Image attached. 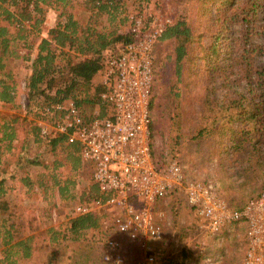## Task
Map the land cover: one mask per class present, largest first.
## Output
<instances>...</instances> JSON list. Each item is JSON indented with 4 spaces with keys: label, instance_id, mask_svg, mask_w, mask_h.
<instances>
[{
    "label": "trees",
    "instance_id": "1",
    "mask_svg": "<svg viewBox=\"0 0 264 264\" xmlns=\"http://www.w3.org/2000/svg\"><path fill=\"white\" fill-rule=\"evenodd\" d=\"M129 1L81 0L80 5L91 12L89 20L81 22L75 16L76 7L79 5L75 0H0V101L6 104L15 102L17 83L12 69L9 68V61L22 58L29 62L26 84L31 100L43 97L46 106L75 101L82 107L84 114H89L101 104L99 95L105 90L101 73L106 64L119 56L125 45L135 40L132 31L123 32L116 26L113 29L105 26L99 28L100 19L107 18L109 22H115L119 11L125 10ZM193 1V7L187 17L175 19L155 45L152 117L156 87L165 71H168L167 95L168 99H171L170 103L179 98V85L182 84L188 96L186 100L193 103L189 107L196 105L197 102L193 100L197 95L201 97L194 88H199L202 91V100L209 103L216 80L222 78V84L231 96L227 93L226 98L229 100L226 104L223 99L216 102L222 109L231 111L234 115L215 117L214 123L216 125L222 119H241L244 123L242 139L239 138L232 144L233 151L237 154L239 148L246 143L258 142L257 136L264 132V65L256 61L258 57H264V21L261 22L259 18L261 11H264V0ZM52 10L58 14L57 22L38 42H33L32 37H40L43 34L47 13ZM25 23H29V27L24 25ZM257 37L263 39V42H256ZM18 42L23 43L27 50H34L35 55L32 57L19 54L16 47ZM238 43V55L234 57L231 51ZM166 48L169 49V54L162 58ZM159 62L162 66H159ZM236 68H240L239 74ZM236 76H240L238 80H234L237 79ZM106 109L107 105H104L103 114ZM19 120L18 116L9 120L0 114V237L5 246L0 264H53L59 255L58 249L49 254L47 261L38 262L39 239L28 221L25 220L19 225L17 222L10 223L14 218L20 219V211L18 203L7 197L9 188L6 184L10 178L14 179L15 175L9 176L4 167L8 158L3 160V155H18L12 152L17 148L15 143L20 139V130L17 127ZM172 120V109L169 108V123L165 124L169 142L168 154H155L156 164L160 168L170 165L178 158L181 138L174 136L171 131ZM29 126L24 132L21 150L25 151L33 139L35 143H43L51 148L55 155H62L63 161L58 159L53 162L50 178L62 196L71 195L77 187L80 170L88 169L92 176V168L85 164L80 156L81 146L68 145L66 137L62 135L43 141L39 126L34 123ZM154 127L153 122L152 132ZM206 132L207 129L202 128L199 137L206 136ZM244 161L245 158L238 160ZM17 162L20 165L26 161L24 157H18ZM178 163L184 166L182 159H179ZM67 164L71 166V173L63 177L59 171ZM184 168L186 180L190 181L187 169L185 166ZM22 183L28 187L26 195H30L34 182L28 176ZM40 183L41 186L45 185L44 180ZM84 195L87 200L81 196L80 203L106 198L95 184L92 185L90 194ZM182 195L184 194L181 191L175 190L167 199L179 200ZM253 197L243 205L231 207L242 210ZM72 198L75 199V195H72ZM176 205L178 207L175 201L174 206ZM190 210L193 212L191 208ZM102 217L96 213L74 216L67 221L65 230L49 228L47 234L50 239L46 237L44 240L49 239L51 244L57 246L60 240L79 241L90 231L103 230ZM173 226L174 229L179 227L177 222ZM183 249L186 259L189 253Z\"/></svg>",
    "mask_w": 264,
    "mask_h": 264
},
{
    "label": "rangeland",
    "instance_id": "2",
    "mask_svg": "<svg viewBox=\"0 0 264 264\" xmlns=\"http://www.w3.org/2000/svg\"><path fill=\"white\" fill-rule=\"evenodd\" d=\"M75 1L79 3L75 10L76 18L81 22H86L89 20L91 12L86 10L85 6L80 5L81 0ZM193 4V0H130L125 10L119 11L115 22L101 18L99 28L105 26L113 29L116 26L121 31L126 32L131 30L135 21H141L143 26H148L153 20L156 24H164L168 19L171 21V25L175 19L187 17ZM57 16V12L53 10L47 13L44 32L40 37H32L33 42H38L42 36L46 35L48 29L57 22ZM259 18L261 22L264 21V11H261ZM123 20H125L124 23ZM24 25L29 27L30 24L25 23ZM237 30L239 32V28ZM255 41L263 42V39L257 37ZM239 45V43L235 44L234 50L231 51L234 57L238 55ZM16 47L19 54L23 56L33 57L35 55V51L27 50L23 43L18 42ZM167 54H169L168 48L162 53V58H165ZM256 61L258 64L264 65V57H258ZM159 66H162L160 62ZM9 68L12 69L17 83L15 102L6 104L0 101V114L9 120L14 116L20 118L17 124L20 130V139L19 142L15 143L17 148L12 152V154L18 155L14 157H11L9 153L3 155V160L8 158L4 167L9 176L15 175V178H10L6 184L9 188L7 197L12 202L18 203L20 211V219L14 218L10 223L17 222L19 225L25 220L28 221L29 226L39 239L37 245L38 262L47 261L49 254L58 249L59 255L53 264H90L99 254V247L94 241L98 235L94 231H90L84 239L79 241L60 240L58 246L49 242L50 236L47 231L49 228L66 229L67 221L75 216L74 208L79 203L81 196L85 197L84 194L88 195L91 192L94 184L91 172L88 169L80 170L76 189L72 191L71 195L62 196L58 187L53 186L50 176L53 171V162L58 159L63 161V156L55 155L51 148L43 143L37 144L33 139L25 151L21 150L25 130L29 129L30 124H37L41 116L38 108L42 107L41 103L44 104V98L30 99L26 84L29 72L27 60L22 58L10 60ZM236 72L239 74L240 68H236ZM239 77L236 76L237 79L234 80H238ZM222 82V78L216 80L214 89L212 88L213 91H211L213 98L211 97L209 103L202 100V91L199 88H194L193 90H196V93L200 94L201 97L197 95L193 100L197 102L196 105L189 107L191 102L186 100L188 96L185 94L182 84L179 85L181 88L179 98L170 103L171 99H168L167 95V91H169L168 71L161 75V80L155 91L153 108L154 153L158 156L168 154L167 143L169 142L165 124L168 122V110L170 108L173 115L171 131L174 136L181 138V145L177 153L178 158L172 163L182 159L190 181L212 180L216 182L222 197L228 204L238 207L264 189V132L262 131L260 135L257 134L259 135L257 136L258 142L246 143L239 148L237 154L233 151L232 144L239 138L242 139V130L245 125L241 119L236 121L222 119L215 125V117L223 118L234 115L233 112L222 109L216 102L218 99H223L226 104L229 100L226 95L230 92L223 86ZM24 104L27 105V111L23 109ZM29 105L31 109H28ZM202 128H206L208 132L205 133L206 136L199 137ZM224 150H226L225 153ZM18 157H24L26 162L18 165ZM239 158H245L246 161L238 162ZM59 172L63 177L69 175L71 173L70 164L62 167ZM28 176L34 182V188L30 195H26L28 187L22 183V180ZM42 180L45 182L44 186L40 185ZM72 195H75V199L72 198ZM174 199L176 198H166L158 202L154 208V213L164 225L166 248L174 254L175 259L182 264H203L204 258L209 256L219 261V264L243 263L247 231L245 223L231 226L213 236L201 228V222L187 205L185 195H182L179 200ZM175 201L178 207L177 205L174 206ZM102 218L106 220V216L103 215ZM175 222L179 225L176 229L173 226ZM46 237L49 239L44 240ZM183 248L189 253V257L186 259L183 255ZM202 248H204L203 253L201 252ZM4 249L5 246H3V240L0 237V259L4 256L2 253Z\"/></svg>",
    "mask_w": 264,
    "mask_h": 264
},
{
    "label": "built area",
    "instance_id": "3",
    "mask_svg": "<svg viewBox=\"0 0 264 264\" xmlns=\"http://www.w3.org/2000/svg\"><path fill=\"white\" fill-rule=\"evenodd\" d=\"M148 26L135 21L134 42L103 69L101 104L89 114L75 101L41 103L37 125L47 141L62 135L68 145L81 146V158L92 168V180L106 196L78 203L74 215L106 216L95 232L99 254L90 264H182L166 248L164 225L157 219V203L181 191L201 228L213 236L234 225H247L242 264H264V189L242 210L232 208L212 180L187 181L178 162L156 164L151 112L155 45L171 21ZM107 105L103 114V106ZM27 111V105H23ZM30 108V105L28 106ZM204 252V248L201 249ZM203 264H219L206 256Z\"/></svg>",
    "mask_w": 264,
    "mask_h": 264
},
{
    "label": "crops",
    "instance_id": "4",
    "mask_svg": "<svg viewBox=\"0 0 264 264\" xmlns=\"http://www.w3.org/2000/svg\"><path fill=\"white\" fill-rule=\"evenodd\" d=\"M188 205V204H187Z\"/></svg>",
    "mask_w": 264,
    "mask_h": 264
}]
</instances>
